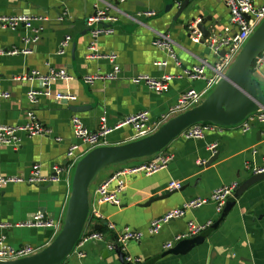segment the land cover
I'll return each mask as SVG.
<instances>
[{
	"label": "crops",
	"instance_id": "crops-1",
	"mask_svg": "<svg viewBox=\"0 0 264 264\" xmlns=\"http://www.w3.org/2000/svg\"><path fill=\"white\" fill-rule=\"evenodd\" d=\"M263 1L253 0V3L260 6ZM182 2L126 0L120 4L116 0H0V16L25 14L48 18L38 42L29 45V55L9 53L22 51L26 47L25 37H32L31 31L23 27L0 30V92L9 95L6 99L0 96V125H21L32 111L50 131L47 136L24 138L16 150L0 147V177L27 179L34 165L40 166L44 177H50L53 166L68 163L66 155L73 145L79 146L78 161L86 156L91 150L82 146L72 134L71 119L75 116L92 132L98 129L101 117L113 128L142 111H147L151 121L156 123L169 113L183 92L190 88L202 91L204 81L173 80L163 94L131 83L138 75L176 76L203 60L209 64L215 62V56L205 44L191 41L188 27L192 23L202 24L210 35L219 33L229 24L228 10L222 0H192L178 14ZM96 11H104L116 19L111 24L114 34L99 38L96 49L102 55H116L120 74L115 81L89 86L82 83L81 77L111 70V64L104 59H86L90 43L86 20ZM148 12L154 15L147 17L145 13ZM62 13H66V18L58 22L57 17ZM157 34L170 37L179 66L165 51L152 46ZM65 36L71 37V44L65 54L59 55L60 43ZM164 62L167 65L161 66ZM50 68L66 69L74 77L69 83H52L49 86L52 95L70 94L75 101L57 100L53 96L41 97L34 105L27 101V92L41 90L42 86L38 81H20L18 78L32 71L46 75ZM211 76V71L207 70L206 78ZM252 79L264 96V67L260 72L253 71ZM259 111L251 113L236 126H218V132L207 133L203 139L180 136L159 154L102 168L90 185V219L85 232L99 231L94 227L101 222L113 223L118 231L130 228L140 232L142 240L129 243L127 254L139 259L141 264L146 261L148 264H264V180L252 185L235 200L230 212L203 243L183 253L166 254L180 242L175 239L186 233L189 221L202 225L210 223L211 227L220 219L221 214L216 213L212 203L164 224L156 236L148 233L152 220L180 208L185 201L208 198L218 187L240 185L253 175L248 164L259 168L264 165V123L255 121L249 131L241 132L242 124ZM133 136L131 127H121L108 134L102 146L121 145L132 141ZM213 144L217 145L214 153L208 149ZM215 154L217 159L206 166ZM159 155L171 156L168 167L149 176L124 177L122 181L126 188L120 194L119 206L96 204L95 192L112 175L152 162ZM100 173L103 177L98 181ZM72 178L73 172L53 184H11L0 188V223L12 225L0 230V236L6 238L8 245L14 249L29 247L39 252L53 242L59 233L55 236L51 229L15 225L40 213L45 219L60 221L63 226ZM171 181L180 182L181 189L167 191ZM162 196L165 198L150 202ZM103 229L107 242L113 241L114 237L105 225ZM169 245L171 247L166 248ZM100 246L107 250L106 242L77 245L61 264H127L119 261L115 250L107 251L105 255ZM78 253L85 257L80 259Z\"/></svg>",
	"mask_w": 264,
	"mask_h": 264
},
{
	"label": "built area",
	"instance_id": "built-area-1",
	"mask_svg": "<svg viewBox=\"0 0 264 264\" xmlns=\"http://www.w3.org/2000/svg\"><path fill=\"white\" fill-rule=\"evenodd\" d=\"M118 3L123 4L126 0H116ZM226 9L229 12V24L224 27L219 33H212L207 39L203 40L202 34L197 28L196 23H192L188 27L190 39L195 44H205L208 50H210L215 56V62L209 64L207 61H201L198 65H195L189 69H185L181 74L164 75L163 77L156 78L149 75H138L131 80L134 85H143L149 91L156 94H163L169 90V85L173 80L186 79L187 81H204L205 87L202 91H196L195 89H188L183 92L177 99L176 104L172 107L169 113L162 116L161 120L154 123L150 119V114L147 111H142L137 114L127 117L122 123H119L113 128H110L106 124V119L101 117L99 119V127L96 132L90 131L78 117L71 119L72 134L82 146L89 150L102 146L106 136L112 131L121 127H131L134 130V136L132 141L145 138L155 131H157L164 123L171 118L184 113L198 105L205 99L204 97L213 90L217 83L224 77L229 70L236 57L242 50V47L255 31V29L264 21V1L263 4L257 6L253 3V0H222ZM65 14L62 13L57 17L58 22L65 20ZM147 17L154 15L153 12L145 13ZM48 21L45 16H33V15H9L0 16V30H15L19 27H23L32 33V37H25V48L22 51H12L10 55L31 54L29 49L30 44H36L39 40L40 34L43 31V24ZM116 22V19L110 17L104 11H96L92 16L86 20L87 27H90L89 32L90 43L88 46V53L86 59L96 60L104 59L111 64V70L107 73L96 72L91 75H84L81 77L82 83L92 86L97 82H111L118 79L120 74V67L116 64V55H102L96 49V42L99 38L110 36L114 34V28L111 25ZM71 37L65 36L59 47V55L65 54L66 50L71 44ZM152 46L161 51H165L168 54L169 59L175 62L177 66L179 63L174 55L173 43L167 34H157L152 41ZM224 51V54L221 53ZM166 66L164 62L160 64ZM264 67V52L256 58L253 64V71L260 72ZM210 70L212 76L206 78V71ZM74 77L66 69H48L46 75H42L38 71H32L30 74L18 78L20 81H38L40 82L42 89L34 90L30 89L26 98L27 101L34 105L41 97L53 96L57 100L75 101L76 98L70 94L55 93L52 95L49 86L52 83H69L73 81ZM4 99L9 95L1 94ZM255 121L264 123V110H260L257 115L251 116L248 120L242 124L241 132L245 133L251 129L252 123ZM220 129L217 125L210 123L196 124L186 130L182 136L186 139L200 140L203 139L207 133L218 132ZM50 131L38 120L35 114L30 111L27 114V120L25 123L16 126L0 125V147H10L13 150L18 149L24 138H34L47 136ZM216 144L211 145L208 149L212 153L216 151ZM79 146L73 145L68 149L67 158L68 163L64 166H53L52 175L50 177H44L41 173L39 165H34L31 169L30 175L27 179L21 177H0V188L6 187L11 184H29L35 186H43L47 184H53L58 182L61 178H68L72 169L76 166L78 159L76 152ZM171 162V156L159 155L156 160L133 167L130 169H124L120 172H116L107 181L103 182L101 186L95 192L96 204H112L114 206L120 205V194L124 192L126 184L122 181L124 177L129 175H143L149 176L160 170H164ZM248 170H251L253 175L264 173V165L262 167H255L248 164ZM238 184L225 185L215 189L208 198H196L185 201L180 208L174 209L162 217L154 219L150 222L148 233L151 236L159 234L162 226L171 221L183 218L188 211H195L201 207L212 203L215 207V211L221 214L226 202L230 199L235 190L238 188ZM182 187V184L177 181H171L167 186V191H178ZM94 215L101 218L97 212ZM107 231L110 232L114 240L107 242L106 234L99 231L84 232L82 233L79 243L80 247L88 243H104L106 242L107 251H114L116 247H119L120 251L124 254V261L127 264H141L139 259L133 258L127 253V247L131 242H139L142 240L143 235L130 228H123L118 231L113 223H107L105 225ZM210 223L202 225L194 221L187 223V231L185 234L176 237L175 242L190 239L201 234L207 230ZM12 225L0 223L1 229L11 228ZM20 228H34V229H51L54 231L55 236L61 231L62 224L57 220L45 219L42 214L37 213L33 215L29 220L15 225ZM77 247V246H76ZM171 245L166 248H170ZM36 252L29 247L22 249H14L6 242L4 236H0V261H13L29 257ZM78 257L84 258L85 255L78 253ZM126 254V255H125Z\"/></svg>",
	"mask_w": 264,
	"mask_h": 264
},
{
	"label": "water",
	"instance_id": "water-1",
	"mask_svg": "<svg viewBox=\"0 0 264 264\" xmlns=\"http://www.w3.org/2000/svg\"><path fill=\"white\" fill-rule=\"evenodd\" d=\"M192 0H183L178 14H181ZM203 40L210 33L199 24ZM90 32L91 28H87ZM264 52V21L255 29L246 41L235 61L224 77L217 83L210 94L200 105L181 113L164 123L153 134L135 141L116 146H100L92 149L79 160L75 166L71 193L67 204L65 220L61 231L53 242L35 254L13 261H0V264H61L69 257L84 232L90 219L89 190L99 171L108 165L123 164L130 160H138L161 153L173 140L182 136L190 127L210 123L217 126H236L257 110H264V96L252 79V66L258 56ZM224 54V51L221 55ZM64 101V100H63ZM217 159V154L208 161L210 165ZM264 173L252 175L241 183L233 196L228 199L221 213L220 219L197 237L180 241L166 254L177 255L203 243L205 238L218 227L221 220L230 212L235 200L252 185L263 181ZM165 196L152 199L150 202L161 200ZM107 223L101 222L94 227L100 230ZM100 251L107 255V250ZM115 253L121 263L124 254L119 247Z\"/></svg>",
	"mask_w": 264,
	"mask_h": 264
},
{
	"label": "rangeland",
	"instance_id": "rangeland-1",
	"mask_svg": "<svg viewBox=\"0 0 264 264\" xmlns=\"http://www.w3.org/2000/svg\"><path fill=\"white\" fill-rule=\"evenodd\" d=\"M262 88L264 89V86L262 85ZM212 90H210L209 91V93L204 97V98H206L209 94H210V92H211ZM74 170H75V167H74V169H73V174H74ZM102 177H103V173H100L99 175H98V177H97V179L96 180H100V179H102Z\"/></svg>",
	"mask_w": 264,
	"mask_h": 264
},
{
	"label": "trees",
	"instance_id": "trees-1",
	"mask_svg": "<svg viewBox=\"0 0 264 264\" xmlns=\"http://www.w3.org/2000/svg\"><path fill=\"white\" fill-rule=\"evenodd\" d=\"M251 72H253V66H252ZM99 232L104 233V229H103V227L99 230ZM144 264H145V263H144ZM146 264H148V261H146Z\"/></svg>",
	"mask_w": 264,
	"mask_h": 264
}]
</instances>
